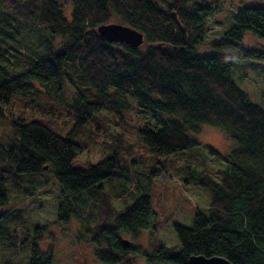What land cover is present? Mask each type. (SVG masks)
Returning a JSON list of instances; mask_svg holds the SVG:
<instances>
[{
    "label": "trees",
    "instance_id": "trees-1",
    "mask_svg": "<svg viewBox=\"0 0 264 264\" xmlns=\"http://www.w3.org/2000/svg\"><path fill=\"white\" fill-rule=\"evenodd\" d=\"M70 1L67 19L61 9L65 0H0L1 34L12 37L25 25L45 42L40 56L20 50L11 55L18 64L20 59L29 63L22 68L10 58L4 63L0 50V115L11 118L13 129V144H0V207L9 202L13 189H21L24 177L41 175L45 166L61 186L58 220L78 217L71 199H80L86 190L104 192L107 202L117 177L132 172L120 151V137L110 156L84 166L74 160L96 142L100 129H110L113 119L124 122L123 110H136L141 126L134 130L136 141H127L124 148L132 163L140 157L147 167L148 183L133 203L116 213L114 225L96 226L95 240L106 245L96 251L97 257L106 264H132L129 256L137 252L146 264H189L192 254H203L234 264H264V109L234 81L230 56L195 51L205 30L197 9L188 6L192 0ZM113 14L141 30L145 42L132 47L100 36L97 26ZM246 31L264 40V2L240 8L214 45L241 48L244 57L264 60V50L244 46ZM0 41L8 44L0 45L3 51L15 50L9 38ZM68 72L77 73L84 86L63 108L55 99L48 103L33 95L40 90L49 97V83L61 85ZM104 109L111 116L101 114ZM63 115L71 121L65 134L59 128ZM201 123L220 128L235 142L226 155L210 148L226 165L217 177L182 158L191 147H205L189 133L198 132ZM180 160L184 181L208 191L207 205L196 207L191 225L174 223L178 246L162 243L150 252L126 246L122 232L136 236L150 226L151 180L168 165L178 169L175 161ZM6 220L1 213L0 225ZM29 264H53L52 252L33 243Z\"/></svg>",
    "mask_w": 264,
    "mask_h": 264
},
{
    "label": "rangeland",
    "instance_id": "rangeland-1",
    "mask_svg": "<svg viewBox=\"0 0 264 264\" xmlns=\"http://www.w3.org/2000/svg\"><path fill=\"white\" fill-rule=\"evenodd\" d=\"M263 2L264 0H192L188 6L197 9L202 17L205 30L204 40L195 46V51L201 54L230 56L233 60L231 72L234 81L248 93L252 102L264 109V60L244 57L241 48L214 45V42L234 24L235 14L240 8ZM72 7L73 3L65 0L61 7L65 18H71ZM108 22L121 21L118 15L113 14ZM12 23L16 24L15 21ZM3 36L5 40L9 38L15 48V50L3 51L2 48H6L8 44L0 41L2 46L0 50L5 56L4 63L11 59L18 68L23 64L28 66L29 63L21 59V63L18 64L16 55H11L17 50L32 57L40 56L43 52L44 39L39 38L25 25H22L19 32L12 37L0 32V38L3 39ZM56 41H60V38H56ZM243 42L245 47L264 50V40L256 37L251 31L244 33ZM83 84V79L77 73L68 72L64 75L61 85L54 84V82L49 83L47 91L50 98L40 90L33 95L40 101L49 99L46 101L48 103L55 99L54 102L60 104L57 106L63 108V103L72 99L84 86ZM105 113L110 115L104 109L101 114ZM123 113L124 122L118 117L113 119L110 129H100L96 134L98 136H95L96 142L89 143L88 147L74 160V164L78 166L100 161L111 155L112 144L117 136L120 137L119 142L123 146L120 151L126 158V167L132 172L127 176L117 177L114 181L113 197H109L106 202L107 195L104 192L84 191L80 199H71L77 209L78 217H72L68 222H64L57 219V201L61 186L56 177L49 172L48 167L44 169L46 172L39 176L24 177L21 189H13L9 202L0 207V214L7 215L6 222L0 225V231L6 230L7 232V235H0V264H29L33 243L37 244L41 251L52 252L53 264H106L96 255L98 249H106L105 243L95 240L96 226L98 224L114 225L116 213L123 206L133 203L140 190L148 183L144 176L148 172L147 167L140 162V157L132 163L131 156L124 148L125 145L127 146V141H136L134 130L136 131L137 126H141L142 120L138 119L136 110H123ZM10 119L0 115V144L5 148L8 144H13L11 139L9 140L13 136ZM70 123L68 116L63 115L59 119L62 134L67 133ZM125 125H127V131L124 135ZM189 133L205 147L203 149L191 147L186 150L182 158L186 159L185 162L189 161L193 167L205 169L217 177L219 171L226 165L223 159L210 152V148L226 155L231 152L235 144L234 140L225 131L207 123H201L198 132ZM91 136L86 137L85 140L90 139ZM132 154H138V152L134 151ZM175 162L178 164V169L174 167V164L168 165V169L154 177L149 185L153 208L150 226L136 236L126 232L121 233V238L129 240V245L134 248L150 252L162 243L167 246H178L174 223L191 225L196 207L207 205L209 201L208 191L205 188L197 183L184 181V174L180 169L184 161ZM122 188L123 191H121ZM103 196H106L104 200ZM9 236H13L14 239L10 240ZM129 257L132 264H146V258L140 253L133 252Z\"/></svg>",
    "mask_w": 264,
    "mask_h": 264
},
{
    "label": "water",
    "instance_id": "water-1",
    "mask_svg": "<svg viewBox=\"0 0 264 264\" xmlns=\"http://www.w3.org/2000/svg\"><path fill=\"white\" fill-rule=\"evenodd\" d=\"M97 32L109 42H122L132 47H138L145 42L144 33L141 30L121 22L101 23L97 26ZM122 241L126 246L129 245V240L122 239ZM188 262L189 264H234L220 255L205 256L203 254H192Z\"/></svg>",
    "mask_w": 264,
    "mask_h": 264
},
{
    "label": "bare ground",
    "instance_id": "bare-ground-1",
    "mask_svg": "<svg viewBox=\"0 0 264 264\" xmlns=\"http://www.w3.org/2000/svg\"><path fill=\"white\" fill-rule=\"evenodd\" d=\"M128 262V260L125 261V264Z\"/></svg>",
    "mask_w": 264,
    "mask_h": 264
}]
</instances>
